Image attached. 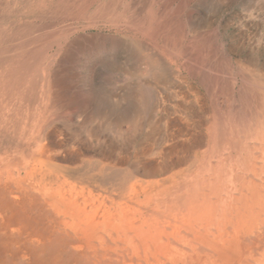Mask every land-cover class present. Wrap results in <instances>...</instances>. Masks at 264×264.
<instances>
[{
	"label": "rangeland",
	"instance_id": "374dc122",
	"mask_svg": "<svg viewBox=\"0 0 264 264\" xmlns=\"http://www.w3.org/2000/svg\"><path fill=\"white\" fill-rule=\"evenodd\" d=\"M35 56L42 63L35 64ZM28 61L36 77L31 93L10 88L7 80L16 76L4 72L18 73ZM260 73L264 0H0V83L16 110L23 104L40 113L37 122L23 125L30 157L14 161L15 167L19 150L0 149V264H113L100 246L137 238L142 226L134 222L147 220L143 207L148 200L159 205L160 196L167 205L180 206L184 198L185 204L218 206L208 231L236 239L242 192L248 205L257 194L230 181L228 144H216L213 135L243 134L249 121H264L255 92ZM7 97L0 92V108L16 116ZM238 142L235 164L241 167ZM254 157L263 165L264 155ZM246 175L264 197V175L262 182ZM227 185L230 191L220 188ZM65 192L77 202H67ZM229 194L233 201H219ZM206 210L199 213L209 221ZM71 218L81 220L82 230L100 228L97 257L75 258V234L81 233L67 230ZM147 227L140 232L144 240L157 234ZM181 229L191 248L171 242L187 256L175 255V263L163 258V264H252L253 257L264 264V222L253 235H239L226 247L219 242L215 252ZM122 248L132 251L122 245L114 264H157L152 257L131 263Z\"/></svg>",
	"mask_w": 264,
	"mask_h": 264
},
{
	"label": "bare ground",
	"instance_id": "6f19581e",
	"mask_svg": "<svg viewBox=\"0 0 264 264\" xmlns=\"http://www.w3.org/2000/svg\"><path fill=\"white\" fill-rule=\"evenodd\" d=\"M25 35V34H22ZM47 41V40H46ZM55 43V42H53ZM52 43V45H53ZM63 43V38H61V40L57 43V44H62ZM52 45H50L52 47ZM30 54V53H29ZM34 58H36V63H38V61L40 63H42V57L41 56H35ZM31 63L28 61L27 63H24V65L20 66L19 69H17L19 72L15 73V71H6L4 72V74H10L12 77H14L13 79H8L7 83L9 84V87L11 88V86L18 88L27 92L31 93V90L33 89L34 86V82L36 80V77L34 76L35 70L30 69V65ZM46 71H50V70H46ZM44 74V73H43ZM261 75L258 76V83H257V87L255 89L256 95L259 96V101H261L260 103V109H261V113L264 116V74L260 73ZM25 76H28V80L25 82L21 81L23 80V78ZM20 78V81L16 80V78ZM10 80V81H9ZM48 87V86H47ZM8 88H6V86L4 87L2 83H0V92L6 97H7V101L10 102V104H12V106H16V103L13 102L14 98H12V96H9L10 94H8L9 92L7 91ZM258 89V92H257ZM25 92V93H27ZM24 98V97H23ZM21 98V99H23ZM21 103V102H19ZM9 104V105H10ZM19 110H16L17 106L15 107L14 110H12V113H14V115H18L17 117H19V119H17L16 116H10V113L5 114L6 111L4 110L3 107L0 108L1 111L4 110L3 113L0 114V118H3L2 120H0V149L1 150H7V148H9L11 151L16 152L17 150V156H15L12 160L13 165H15V167H18V163L14 162L16 160H22V157H26L29 156L30 157V152L31 149L33 148L31 145L28 144H23L25 143V136L23 134V128L25 126L26 123H33V122H37L40 113L36 110H31V108L29 107L28 110H24L22 109L23 104H20L19 106ZM16 110V111H15ZM36 111V112H35ZM5 114V115H4ZM25 116V117H24ZM6 119V120H5ZM15 119V120H13ZM12 121V122H11ZM248 121V120H247ZM255 121V120H254ZM14 122V123H13ZM6 123L12 125V126H6ZM246 127H248L247 129L244 130V133L242 134H238L236 135L234 133V131H229L227 136L222 137L221 139H218L214 131V141L216 142V144L220 143V141H224L226 142L227 145V149L226 151L228 152V156L227 158L225 157V163H226V167H227V172H228V176L231 182H234L233 185L238 184L239 182L243 183V186L246 188L250 187L251 190L253 192H255L257 195L254 198V203L252 205H248V203L246 201H248V196L247 194H244L242 192V198L239 200H242V205H244V213L242 211H240L238 209V212H236L237 214V219L234 222V234H236V239L230 241V236L228 235L227 231H225V235L221 234V235H214V234H210V232L208 231L209 229H211L212 226H214V220L212 219L213 216L216 215L217 210L215 208L216 205H212V206H202L200 204L197 205L198 201L196 200L195 203L191 204L189 201L185 202V199L182 198V202L180 206H175V205H167L166 198L160 196V198H158L159 201V205H153L151 206V202L150 200L148 204H145V207H143L144 209V215L146 213V217L147 220L145 221H141L140 219H137L136 222H134L137 225L142 226V234L146 233L145 232V224L148 225V229L151 235H155V231L157 232L156 236H154L153 238H148V240H144V238H146L145 236H143L140 232L137 235V238H132V237H126L123 239H116L113 241L112 246H100V250H103L104 254H103V259H105L106 261L112 260L110 263L114 264V258H115V254L118 250H120L119 248L122 245H128L130 248H132V251L129 250H125L124 248H122V252H129L130 253V261L131 263H134V259L137 258V262H149L150 261V257H152L155 261H157V264H163L161 259H165V261H170V263H175L176 259L175 257L177 255H181V258L186 257L187 255L179 250V252L175 251L174 248V243L177 244H181L182 246H187L190 247L189 243L186 241V237H183L181 231V228H186V232L189 234H193L196 238V241L198 243H201L202 245H206V247H209L210 250L212 251H216L219 250L221 244L219 242H222V244L224 245V247H226V244L229 243H233L235 241H239V235H253V229L254 230H258L259 229V225L261 224V222H264V197L259 195V193L256 192V188H260V185L252 180H247V175L246 174H253L255 176L256 179H259L260 182H262L263 179L262 176L264 175V163L263 165L259 166L258 163L259 161H261V158L259 157H254L255 154L259 153L260 156L264 155V150L262 149V147L264 146V121L261 120V118H259L258 121L253 122L249 121L246 124ZM217 136V137H216ZM243 138V139H242ZM238 140H240L242 142L241 146L244 152V155L241 156L240 158H244V160L242 161V165L240 166H236L235 161H236V156L237 154H239V152H236L237 147L239 146V142ZM253 144V145H251ZM247 145H251L254 148V154L252 155L251 152L247 151ZM220 154H222L221 151H219ZM32 159L34 158V152H32L31 155ZM215 154L213 155V159H215ZM221 159L223 156H220ZM9 163V161H8ZM10 164V163H9ZM12 164V163H11ZM147 172L152 173V170L149 168H146ZM242 170V174L239 175V172H241ZM215 171V170H214ZM216 173V172H215ZM21 174V173H20ZM222 177V175H221ZM10 178V177H9ZM29 178H32L31 176H29ZM28 178V179H29ZM223 178V177H222ZM224 181H222L223 183ZM34 183H36L34 181ZM225 183V182H224ZM220 188L223 191H230L231 187L228 185L225 187H221ZM219 188V190H220ZM229 188V190H228ZM153 189V188H152ZM151 189V191H152ZM232 190H236V188H232ZM155 191V190H153ZM248 192L250 193V190H248ZM66 194V199L67 202L71 201V202H77L76 199H74V197L71 195L70 192H65ZM235 198L233 196H231L230 194L227 196V199H223V198H219V201H221L222 203L226 200H234ZM153 201H157L156 199H153ZM218 201V202H219ZM237 201V199L235 200ZM217 202V203H218ZM64 204H62L63 206ZM65 206V205H64ZM113 205L110 204V207L112 208ZM214 207V208H213ZM260 207V208H257ZM128 209V208H127ZM205 209H208L211 216L209 218V221L206 220V217L204 216V214H200L199 210L202 212ZM236 210V209H234ZM63 214L67 215V213L62 209ZM209 212H207V210L204 212L205 214H209ZM263 214V217H262ZM246 215V216H244ZM141 217V216H140ZM191 219H193V222H191ZM79 224L82 225L81 220L78 221V218L76 219H70V222L67 225V230L71 229L73 231H75V233H81L79 236L77 234H75V241L76 244L74 245L73 249H74V253H75V258L80 256H84L83 253H91L90 256H96L97 257V247L95 244H97L98 242H101V232H97L100 230V228H92L89 231L84 229L82 230L81 228H79ZM220 224V222H219ZM218 224V225H219ZM90 225H93V223H91ZM221 225V224H220ZM8 224H4L2 229L3 230H8L7 228ZM173 229L174 233L173 234H167V227H170ZM222 226V225H221ZM94 227V226H93ZM197 227L199 228V231H197ZM227 226L224 227H216V229L218 231H224ZM7 228V229H6ZM205 229L206 231V236L208 235H214L212 238V240L208 241V239L203 238L201 240V238H199V235L202 237H206L202 235V231ZM202 230V231H201ZM88 231V233H86ZM8 232V231H7ZM97 232V233H95ZM164 236H167V238L165 239ZM235 236V235H234ZM139 239V240H138ZM171 239H174V243L171 242ZM225 239V240H224ZM113 240V239H112ZM224 240V241H223ZM120 241V243L123 244H117V242ZM126 241H128V243H126ZM148 242H150V245H148V247L146 246L145 251L141 250H137V251H133L134 247L137 246H141L143 244H147ZM98 243V244H99ZM100 245V244H99ZM116 246V247H115ZM151 247L155 248V251L151 250ZM176 247V246H175ZM177 249V248H176ZM197 247H192V251L196 250ZM76 251L78 253H76ZM63 252V251H62ZM177 252V253H175ZM125 254V253H124ZM176 255V256H175ZM88 256V254L86 255ZM191 258V255H188ZM124 258H127L126 255L123 256ZM101 258V259H102ZM205 258L208 259V256L205 255ZM101 259H99V262L101 261ZM173 259V260H172ZM192 259V258H191ZM116 260V259H115ZM252 260V264H260L259 259L257 258H251ZM123 261V260H122ZM187 261V259H185V262ZM140 262V263H141ZM193 262V261H191ZM167 263V262H166ZM78 264V263H76ZM85 264V263H83ZM122 264H128L127 260L123 261ZM262 264V261H261Z\"/></svg>",
	"mask_w": 264,
	"mask_h": 264
}]
</instances>
